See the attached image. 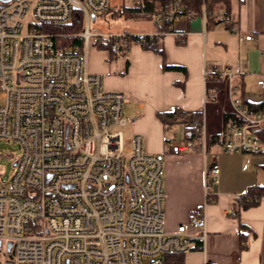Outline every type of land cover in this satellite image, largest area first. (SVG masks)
Returning <instances> with one entry per match:
<instances>
[{"label": "built area", "instance_id": "1", "mask_svg": "<svg viewBox=\"0 0 264 264\" xmlns=\"http://www.w3.org/2000/svg\"><path fill=\"white\" fill-rule=\"evenodd\" d=\"M172 4L165 15L173 19ZM112 9L125 16V6L114 8L111 0L0 1V141L18 149L10 178L0 176V264H166L206 239L203 211L166 230L164 161L146 151L142 135L126 141L124 128L134 122L124 115L128 96L108 91L88 70L91 45L113 39L112 51L122 48L124 56L134 44L128 31L96 26ZM77 19L81 43L60 46L55 39L64 36L45 29ZM214 74L228 83L234 114L223 151L263 152L257 132L264 130V108L244 105L229 66ZM258 84L264 91V79ZM181 120L195 126L197 138L170 141L166 152L189 153L199 140L206 154L205 116L196 124L190 114ZM220 172L216 161L205 172L207 201Z\"/></svg>", "mask_w": 264, "mask_h": 264}, {"label": "crops", "instance_id": "2", "mask_svg": "<svg viewBox=\"0 0 264 264\" xmlns=\"http://www.w3.org/2000/svg\"><path fill=\"white\" fill-rule=\"evenodd\" d=\"M232 7V30L224 23L208 26L202 15H184L175 19V32L160 33L155 20L142 34L128 31L158 36L165 60L134 43L130 52L116 61L105 52L102 65L94 66L92 72L88 66L89 72L102 76L108 91L128 96L134 132L144 137L147 152L164 161L166 230L174 232L186 224L191 212L206 214V239H195L190 252L170 255L166 264H264V196L249 208H242L240 199L254 186L264 188V150L250 154L223 151L225 128L234 114L228 83L214 74L215 69L229 66L243 100L264 102L258 84L264 79V0H232ZM248 35L253 39L244 38ZM164 61L185 68V72L165 70ZM210 103L213 115L207 117L208 152L167 153V140L171 139L158 114L180 110L205 116ZM215 161L220 179L212 200L207 201L205 172Z\"/></svg>", "mask_w": 264, "mask_h": 264}, {"label": "trees", "instance_id": "3", "mask_svg": "<svg viewBox=\"0 0 264 264\" xmlns=\"http://www.w3.org/2000/svg\"><path fill=\"white\" fill-rule=\"evenodd\" d=\"M173 2H177L178 6L176 8V15L172 19L165 14L171 11ZM232 10V0H142L141 6L125 7L124 15L137 16L143 20H155L159 32L165 34L175 32L174 22L176 18L190 14L205 16L208 26L211 24L217 25L224 23L228 29L232 30L235 23ZM112 12L117 14L115 10ZM160 16L163 17L161 22L158 21ZM45 29H48L51 31V33L57 34L58 36H64L55 39V41L60 44V46L66 45L71 41L81 43V39L74 37L82 30L81 21L78 19L74 20L73 23L68 25L48 26ZM129 40L133 43L140 44L146 50H153L157 52L158 54L162 55L165 60V52L159 48L158 36L151 38L149 35H132L130 36ZM113 43V39H107L106 41L101 42L98 47L100 49L108 50L111 53V57L115 55H123L122 48L116 52L112 51ZM164 69L185 72V68L180 66H168L165 61ZM181 86H184V82L181 83ZM243 103L245 106L258 110L264 108V102L256 104L243 100ZM185 114L186 113H183L180 110H175L173 112L160 113L158 114V117L163 122L165 127L168 128L177 123L183 122L181 118ZM190 115H193L194 124L199 123L203 116L201 113H191ZM257 134L264 141V130L257 132ZM185 137L197 138L194 125L186 128ZM167 141L170 142L172 140ZM198 143L199 145L196 150L202 151L199 140ZM263 196V187L254 186L250 188L248 192H246L245 197L242 199V208H249L251 206L258 205Z\"/></svg>", "mask_w": 264, "mask_h": 264}, {"label": "rangeland", "instance_id": "4", "mask_svg": "<svg viewBox=\"0 0 264 264\" xmlns=\"http://www.w3.org/2000/svg\"><path fill=\"white\" fill-rule=\"evenodd\" d=\"M136 0H111V4L114 8L117 6H125L132 7L135 4ZM113 11V10H112ZM108 12L105 15L98 16L96 26L104 32H120L121 30L129 31L133 34H142L151 29L154 26V22L150 20H143L137 16H120L115 14L114 12ZM109 55V59L112 61H116L122 55H115L111 57V53L108 50L100 49L98 46L91 45L88 54V66L90 71L94 66L102 65L103 58H105L104 53ZM107 88V87H106ZM222 113L226 111V107L224 108V103L222 101ZM212 105L211 103L208 106V109L205 111V118L207 122V117L213 115L211 111ZM124 115L126 118L130 116V106L129 103L126 104ZM211 124V118H210ZM213 124V123H212ZM215 124V123H214ZM186 123L180 122L172 127L166 128V135L171 140L181 142L185 139V132L187 128ZM137 134L134 132L133 125H129L124 128V135L126 141L129 143L131 139V135ZM219 136L221 139L223 138V130L221 129ZM18 156L17 146L8 141H0V176L3 179L7 180L10 178L13 168L14 162L16 161Z\"/></svg>", "mask_w": 264, "mask_h": 264}, {"label": "water", "instance_id": "5", "mask_svg": "<svg viewBox=\"0 0 264 264\" xmlns=\"http://www.w3.org/2000/svg\"><path fill=\"white\" fill-rule=\"evenodd\" d=\"M2 1L3 3H9L11 0H0Z\"/></svg>", "mask_w": 264, "mask_h": 264}]
</instances>
